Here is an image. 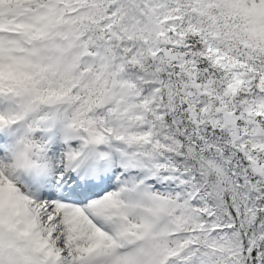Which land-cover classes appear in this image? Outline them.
<instances>
[{
	"label": "snow or ice",
	"instance_id": "snow-or-ice-1",
	"mask_svg": "<svg viewBox=\"0 0 264 264\" xmlns=\"http://www.w3.org/2000/svg\"><path fill=\"white\" fill-rule=\"evenodd\" d=\"M0 264H264V0H0Z\"/></svg>",
	"mask_w": 264,
	"mask_h": 264
}]
</instances>
